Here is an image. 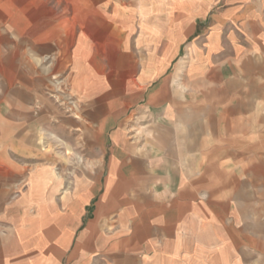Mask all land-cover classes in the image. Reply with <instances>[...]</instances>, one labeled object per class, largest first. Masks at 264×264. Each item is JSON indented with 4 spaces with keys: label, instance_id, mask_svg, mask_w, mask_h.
Listing matches in <instances>:
<instances>
[{
    "label": "crops",
    "instance_id": "crops-1",
    "mask_svg": "<svg viewBox=\"0 0 264 264\" xmlns=\"http://www.w3.org/2000/svg\"><path fill=\"white\" fill-rule=\"evenodd\" d=\"M58 4L31 46L69 76L78 166L53 160L46 74L34 113L4 89L0 264H264V0ZM17 159L47 160L18 196Z\"/></svg>",
    "mask_w": 264,
    "mask_h": 264
},
{
    "label": "rangeland",
    "instance_id": "rangeland-1",
    "mask_svg": "<svg viewBox=\"0 0 264 264\" xmlns=\"http://www.w3.org/2000/svg\"><path fill=\"white\" fill-rule=\"evenodd\" d=\"M224 1L217 0L216 7L218 9L222 8ZM61 9L62 7L58 4V0H0V97L5 93V90L6 95L4 97L19 94V101L21 102V98L25 97L29 101L32 113H34L37 110L36 108L42 104L33 99L35 89L27 87L24 84V80H30V75L37 78L38 71L46 74L44 94L52 102L54 110L52 114L48 115V122L46 124L48 130L44 131V134L52 136V139H56L57 141L52 142V151H55L59 155L56 158L53 157V160L57 162L58 169L61 164L64 166H78L77 159H66L61 155L64 156L63 153L70 144H73L72 149H80V143L75 142L80 132L70 125L63 124V120L68 118L70 114L73 117H78L81 113L78 110L69 109L75 107V98H71L64 93H69V88L58 89L61 86L59 80L62 81L69 76L64 74L52 75V57L45 58L47 55L46 53L43 55V51L41 50L33 52L31 40L38 35H43L44 37L52 35V29H48L52 25V11L59 14ZM39 61H42L41 66H38ZM32 64L35 65V74L32 73L30 68ZM1 106L0 99V108ZM2 115V110L0 109V117ZM25 118L24 114H20L18 115V120H16L21 123ZM59 133L68 134V139L73 140V142L60 141L56 136ZM42 144L43 147L39 149H47V143L42 142ZM66 160L67 162H65ZM17 161L25 168L23 175L25 178L22 180L23 186L16 192V196L21 192L28 191L27 176L29 171L32 168L35 169L40 164H46L47 160L17 159ZM59 171L64 172L63 169ZM62 175H66V178L70 177V173L68 175L63 173ZM64 191L62 190L61 193ZM35 212V207H28L29 215Z\"/></svg>",
    "mask_w": 264,
    "mask_h": 264
},
{
    "label": "bare ground",
    "instance_id": "bare-ground-1",
    "mask_svg": "<svg viewBox=\"0 0 264 264\" xmlns=\"http://www.w3.org/2000/svg\"><path fill=\"white\" fill-rule=\"evenodd\" d=\"M59 85V84H58ZM61 87V86H60Z\"/></svg>",
    "mask_w": 264,
    "mask_h": 264
}]
</instances>
